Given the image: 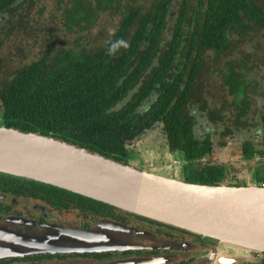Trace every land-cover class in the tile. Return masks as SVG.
<instances>
[{
  "label": "trees",
  "instance_id": "obj_1",
  "mask_svg": "<svg viewBox=\"0 0 264 264\" xmlns=\"http://www.w3.org/2000/svg\"><path fill=\"white\" fill-rule=\"evenodd\" d=\"M30 2L0 0V57L11 33H15L13 25L8 28L4 25L16 17L18 9ZM94 2L98 6L96 10L93 0H72L68 3L70 7L67 3L59 4V8H64L63 29L69 33L75 30L88 32L96 25L100 12L116 9L115 0ZM172 2L127 0L121 21L102 45L58 48L14 72L8 71V62L0 58V64H4L3 68L0 66V125L23 132H38L124 162L127 156L124 144L132 138L131 134L162 120L167 132L171 133V148L182 150L188 161L185 182L218 185L222 178L218 168L193 164L210 150L207 146H199L189 129L191 121L184 110L194 95L193 85L201 57L206 52H222L234 35L247 40L250 32L260 28V32H264V0H197L198 7L202 4L207 7L206 21L203 40L187 39L190 41L188 51L198 52V63L188 75L185 71L181 73L175 62L176 48L164 50L160 47V29ZM195 14L201 15V8L195 10ZM117 39L125 40L128 47H121L114 55H109L107 50ZM228 64L234 63L229 61ZM2 72L5 77L1 76ZM185 76L186 88L181 93L176 92ZM137 84L139 87L136 88ZM145 101L150 103L149 110L140 114L139 108ZM179 101L182 105L175 113L172 103ZM122 102L126 103L118 108ZM185 124L187 133H184ZM179 133H183V139ZM0 181L22 185L17 188L16 195L23 197L30 192L25 186L44 192L47 188H55L4 174H0ZM3 186L7 188L6 182ZM72 195L80 202H89L109 211L107 215L110 214L113 220H116L114 212L132 216L86 197Z\"/></svg>",
  "mask_w": 264,
  "mask_h": 264
},
{
  "label": "flooded vegetation",
  "instance_id": "obj_2",
  "mask_svg": "<svg viewBox=\"0 0 264 264\" xmlns=\"http://www.w3.org/2000/svg\"><path fill=\"white\" fill-rule=\"evenodd\" d=\"M115 1L116 9L112 12L107 9L100 12L99 18L104 16L110 20L117 19V24L121 21V12L127 0ZM172 1L170 12L160 29V47L164 50L176 48L175 62L181 73L185 71L188 75L198 63V52L188 51L190 41L187 42V39L203 40L206 21L204 12L207 7L204 4L198 7L197 0ZM93 6L95 10L98 8L94 0ZM199 8L202 14L197 16L195 10ZM260 31L261 28L252 34L257 35ZM233 37L237 38L235 35ZM237 39L235 45L229 43L222 52L215 54L208 51L201 57L199 73L193 85L194 95L198 96L191 97L184 113L189 116V129L199 146H207L210 151L193 164L197 167L211 165L218 168L222 173L218 185L264 187V184L260 185V181L264 180V54L261 56V48L257 47H251L248 52L241 51V45L249 40ZM34 44L39 46V42ZM253 44L250 42V45ZM58 48L65 47H55L51 43L47 51L34 61L45 58L47 52L54 53ZM229 61L234 64L229 65ZM186 82L187 76L176 92L181 93L186 88ZM125 103L122 102L118 108ZM172 104L176 113L182 102ZM149 107L150 103L145 101L139 108V113H146ZM166 128L165 123L160 120L149 128L131 134L132 138L124 144L127 156L123 161L140 170L160 171L185 182L188 161L182 150L171 148V133ZM184 133H187L186 124ZM179 135L183 139V133ZM228 152L230 157L219 158V154L223 156ZM3 182H6L7 188L3 186ZM21 186L13 181H0V195L3 196L0 198V223L5 226L9 223L7 220L13 218L24 221L22 224L16 223L15 226L25 232L29 228L42 231L51 226L90 230L102 220H113L110 214L107 215L109 211L89 202H80L72 193L62 189L57 191L58 188H47V192H44L25 186L30 192L23 197L16 195L17 188ZM114 214L116 220L113 221L124 223L138 231L137 235L134 233L132 244L137 249L127 252L25 256L5 259L0 264H41L45 261L60 263L74 258L104 263L117 257H163V264H264V253L247 252L243 256L234 257L229 252L222 251L221 246L212 239L158 223L156 225V222L146 219L140 220L115 212Z\"/></svg>",
  "mask_w": 264,
  "mask_h": 264
},
{
  "label": "water",
  "instance_id": "obj_3",
  "mask_svg": "<svg viewBox=\"0 0 264 264\" xmlns=\"http://www.w3.org/2000/svg\"><path fill=\"white\" fill-rule=\"evenodd\" d=\"M0 174L49 185L125 214L212 239L234 257L264 253V187L187 183L58 138L1 125ZM7 221V226L0 223V261L137 249L132 244L138 231L118 221L102 220L90 230L51 226L26 232L15 226L23 220ZM162 260L117 257L99 263L74 258L41 264H163Z\"/></svg>",
  "mask_w": 264,
  "mask_h": 264
},
{
  "label": "rangeland",
  "instance_id": "obj_4",
  "mask_svg": "<svg viewBox=\"0 0 264 264\" xmlns=\"http://www.w3.org/2000/svg\"><path fill=\"white\" fill-rule=\"evenodd\" d=\"M30 1L28 6L17 10L18 13L12 21L4 25L5 28L12 25L15 28V33H11L10 40L4 50H2V56L0 57L5 63L8 62V71H17L21 66L41 57L51 43L55 47L67 46L68 48L102 45L103 41L114 32L118 21L117 19L110 20L102 16L90 31L78 32L75 30L69 33L63 29L64 25L61 20L64 8H59L58 5L67 3V6L70 7L68 3L72 0H62L61 3H59V0ZM237 40V38L232 37L230 44L235 45ZM248 40L249 42L241 45L242 49L240 50L248 52L251 47L261 48L259 53L262 56L264 54V32H260L257 35L250 34ZM36 42H39V46H35L34 43ZM250 42L254 44L250 45ZM7 47L10 48L7 49ZM1 65L3 68L4 64L1 63ZM1 76L5 77L4 72L1 73ZM230 156L229 152L223 156L219 154L220 159H226ZM158 172L167 176L160 171ZM247 178L245 177V179Z\"/></svg>",
  "mask_w": 264,
  "mask_h": 264
},
{
  "label": "clouds",
  "instance_id": "obj_5",
  "mask_svg": "<svg viewBox=\"0 0 264 264\" xmlns=\"http://www.w3.org/2000/svg\"><path fill=\"white\" fill-rule=\"evenodd\" d=\"M121 47L126 49L128 47V44L123 39H117L110 44L107 52L109 55H114Z\"/></svg>",
  "mask_w": 264,
  "mask_h": 264
}]
</instances>
